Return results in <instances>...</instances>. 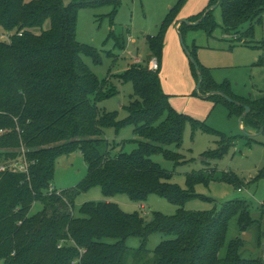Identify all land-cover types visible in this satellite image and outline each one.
<instances>
[{"label":"trees","instance_id":"obj_1","mask_svg":"<svg viewBox=\"0 0 264 264\" xmlns=\"http://www.w3.org/2000/svg\"><path fill=\"white\" fill-rule=\"evenodd\" d=\"M67 1L0 0V165L25 161L28 166L27 173L0 172V264H264V259L239 255V238L229 242L225 256L219 255L232 218L237 217L242 230L252 225L246 201L231 200L209 211L183 209L187 201L200 198L197 186L207 187L212 181L240 186L237 177L204 170L187 175L186 188L181 189L171 183V173L152 160L161 155L181 164L182 156L168 147L180 148L187 123L220 138L215 150L202 154L206 165L221 160L235 139L170 106L159 77L167 19L155 36L147 37V61L155 59L157 70L138 63L116 77L133 87L129 104L123 107L127 116L119 120L116 111L98 108L114 90L84 63L82 57L99 64L100 53L76 40V22L80 9L112 6L113 25L120 1ZM215 5L224 35L235 37L237 43L252 39L254 24L264 15V0H210L202 13L188 21L200 20ZM212 13L195 26L181 23L179 34L183 37L186 27L202 26L211 36L217 27ZM47 22L49 27L44 28ZM110 36L118 42L113 32ZM120 44L123 48L124 43ZM194 51L195 47L191 56ZM198 73L202 77L199 93L238 118L247 106L243 128L264 132V96L254 101L235 98L227 82L216 84L201 68ZM125 127L132 128V139L110 144L104 138L105 130L118 134ZM245 138L251 140L248 135ZM129 144L134 147L127 152ZM72 151H78L87 165L78 190L98 186L105 198L125 194L133 202L154 194L178 207L176 213H153L147 221L138 213H125L115 203L101 201L83 204L74 215L73 190L49 192L56 158ZM36 203L41 209L31 214ZM155 233L171 239L149 251L147 240ZM131 237L141 240L139 248L126 246Z\"/></svg>","mask_w":264,"mask_h":264},{"label":"rangeland","instance_id":"obj_2","mask_svg":"<svg viewBox=\"0 0 264 264\" xmlns=\"http://www.w3.org/2000/svg\"><path fill=\"white\" fill-rule=\"evenodd\" d=\"M119 1L120 6L113 18V25L110 22L112 6L84 8L77 13L76 40L100 53L99 64H94L88 57L82 59L99 80H107L108 88L112 87L114 90V94L99 103L98 108L109 112L116 111L119 120L127 116L123 107L129 104L133 87L131 82L122 83L116 77L122 75L130 66H148L156 62L155 59L147 61V37L155 36L167 19L159 77L162 91L168 95L170 106L177 113L205 123L209 128L235 139L233 148L221 160L211 161L206 165L202 154L215 150L216 142L220 138L193 129L187 123L180 148L168 147L170 151L182 156L181 164L175 165L161 155L152 157V160L170 172L171 183L181 189L186 188L187 175L204 170L214 169L217 175L225 172L228 176L237 177L242 182L240 186L221 181H212L207 187L197 186L195 193L200 198L187 201L183 209L190 212L209 211L219 209L222 204L231 200L246 201L253 223L246 230H242L237 217L232 218L229 221L225 245L219 255L225 256L229 242L239 238L242 244L239 255L243 259H264V132L258 134L241 128L239 118L230 114L226 106L215 104L212 99L199 93V76L188 57L195 47L192 57L198 68L206 70L216 84L227 82L229 93L235 98L254 101L264 96V15L261 22L254 24L252 39H242L239 43L235 41V37L224 35L219 8L212 13L217 27L211 36L200 26L186 27L181 38L177 29L179 23L198 16L209 6L210 0H183L179 5V0ZM48 27L47 22L44 28ZM111 32L117 37V43L110 36ZM236 38L239 39V36ZM2 40L6 41L7 38ZM121 42L124 43L123 48L120 47ZM246 135L251 137L250 141L245 138ZM133 137L131 127L121 129L118 134L113 129H107L104 134L110 144ZM133 147L131 144L126 145L125 151L130 152ZM86 173L87 165L78 151L62 154L55 160L52 187L58 192L74 191V215H78L83 204L101 201L115 203L123 212L138 213L147 221L153 213L172 216L178 209L165 198L154 194L149 195L143 202H133L125 194L105 198L98 186L80 191L77 186ZM40 209L41 205L36 203L31 214ZM167 239L171 237L152 234L148 237L146 249L152 251L161 241ZM125 244L135 250L140 247L141 240L131 237Z\"/></svg>","mask_w":264,"mask_h":264},{"label":"water","instance_id":"obj_3","mask_svg":"<svg viewBox=\"0 0 264 264\" xmlns=\"http://www.w3.org/2000/svg\"><path fill=\"white\" fill-rule=\"evenodd\" d=\"M215 8H216V5L210 7L209 9H207L206 12L203 14L202 18H201L200 20L196 21V22L190 23V22H188V21H186V20H182V21L179 23V25H180L181 23H186L187 25L195 26V25H197L198 23H200V21L206 16V14H207L209 11L215 10ZM176 27H177V26H176ZM177 29H178V27H177ZM180 37H181V35H180ZM181 38H182V37H181ZM187 53H189V52H187ZM188 57H189V60H190L191 64L194 66L196 72L198 73L199 68H198V65H197L195 59L190 55V53L188 54ZM198 76H199V82H198V87H199V84H200V82H201V80H202V77H201V75H200L199 73H198ZM214 94H216V93H214ZM224 99L227 100V101H229V102L232 101V100L229 99L227 96H224ZM248 111H249V108L246 106L243 115H245L246 113H248ZM243 115H242V116H243ZM242 116L239 118V126H240L241 128H243V126H242ZM262 132H263V130H260V131L258 132V134H260V133H262ZM263 249H264V238H263Z\"/></svg>","mask_w":264,"mask_h":264},{"label":"built area","instance_id":"obj_4","mask_svg":"<svg viewBox=\"0 0 264 264\" xmlns=\"http://www.w3.org/2000/svg\"><path fill=\"white\" fill-rule=\"evenodd\" d=\"M137 63L138 60H136ZM148 68L151 70V71H155L157 70V63L156 62H152L151 64H148ZM3 133V131L1 130L0 131V135ZM27 163L25 161L23 162H17V161H14V162H10L6 165H0V172L2 171H5V170H12V171H16V172H22V173H27ZM53 187L51 186L49 188V192H52L53 191Z\"/></svg>","mask_w":264,"mask_h":264}]
</instances>
